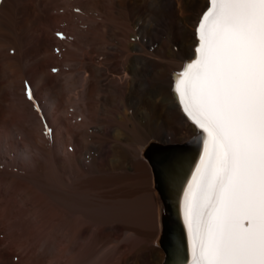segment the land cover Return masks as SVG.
Here are the masks:
<instances>
[{
	"label": "bare ground",
	"instance_id": "1",
	"mask_svg": "<svg viewBox=\"0 0 264 264\" xmlns=\"http://www.w3.org/2000/svg\"><path fill=\"white\" fill-rule=\"evenodd\" d=\"M207 7L0 0V264H165L162 200L142 150L151 137L164 147L190 145L188 156L159 163L176 196L182 192L178 213L194 264L182 207L191 199L195 210L202 198L203 145L192 141L204 134L173 88ZM26 212L34 227L42 215L54 220L43 246L34 236L29 248Z\"/></svg>",
	"mask_w": 264,
	"mask_h": 264
},
{
	"label": "snow or ice",
	"instance_id": "2",
	"mask_svg": "<svg viewBox=\"0 0 264 264\" xmlns=\"http://www.w3.org/2000/svg\"><path fill=\"white\" fill-rule=\"evenodd\" d=\"M196 37L173 88L204 134L202 198L182 207L190 251L194 264H264V0H208Z\"/></svg>",
	"mask_w": 264,
	"mask_h": 264
},
{
	"label": "water",
	"instance_id": "3",
	"mask_svg": "<svg viewBox=\"0 0 264 264\" xmlns=\"http://www.w3.org/2000/svg\"><path fill=\"white\" fill-rule=\"evenodd\" d=\"M199 20L197 23H199ZM197 44L195 45L194 48L197 47ZM194 56H195V53H193L192 57L188 59L189 61L187 62H190L194 58ZM184 68L185 67H183V69ZM177 73H180V72H177ZM194 137L195 139L192 141V143H194L196 147H199L202 141L199 138L198 130L195 132ZM150 145L151 147L147 151H145V156L148 158V160L152 164L153 171H154L155 184L157 186L158 193L161 196V200H162L161 219H162L163 229L160 235L159 242L162 246L164 247L166 246L165 264H175L178 261H182L183 264H187L189 263L190 260H189L188 254L186 253L183 225L180 220V215L178 213L179 201H180L182 192H180V195H178V197L176 196V192L172 190L168 182L167 175L164 172V169L162 168L159 162H160V159H162V157L166 155H169V156L171 155L186 156L187 155L188 156V152L190 151L191 148H189L190 145L189 146L183 145L179 147H176V146L175 147H164L156 143V141L151 142ZM189 170H190V167H189ZM174 232L178 233L179 238L177 241L172 237ZM173 240L174 242L177 243L176 245H178V247L180 248V254H179L180 260H178V258H175Z\"/></svg>",
	"mask_w": 264,
	"mask_h": 264
},
{
	"label": "rangeland",
	"instance_id": "4",
	"mask_svg": "<svg viewBox=\"0 0 264 264\" xmlns=\"http://www.w3.org/2000/svg\"><path fill=\"white\" fill-rule=\"evenodd\" d=\"M65 20H66V18H65ZM62 22H63V20H62ZM153 141H156V143H159L156 138H154V137L149 138L147 140V142L145 143V145L143 146V148H142L143 155H145V149L148 146H150V143L153 142ZM43 164H44L43 167L45 168L46 165H45V163H43ZM155 192H156L157 196L159 197V193H158L157 189H155ZM43 200L44 201H47L46 197L43 198ZM50 207L53 208V205H50ZM160 210H161V207H160ZM24 218H25V220L28 223L27 234H28V244L30 245L29 248L31 247V244H32L31 242H32V239L34 238V236H38L39 244L41 246H43L45 244V240H46V237L45 236H46V234L47 233H51V231L54 230L53 228H55V226H54V220L51 219L50 216L42 215L41 218H40V222H39L38 226L34 227L33 224H32V216H31L30 212H26L25 215H24ZM160 227H161L160 228V232H159V235H158V238H157L158 241L160 239V235H161V232H162L161 231L162 230L161 220H160ZM158 244L160 245V243H158ZM50 248L52 249V245H50ZM164 258H165V254H164Z\"/></svg>",
	"mask_w": 264,
	"mask_h": 264
}]
</instances>
